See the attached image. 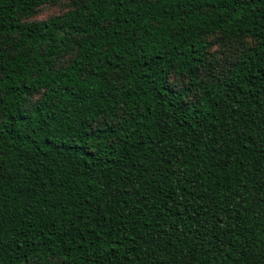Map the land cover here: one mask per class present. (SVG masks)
Segmentation results:
<instances>
[{"label": "trees", "instance_id": "1", "mask_svg": "<svg viewBox=\"0 0 264 264\" xmlns=\"http://www.w3.org/2000/svg\"><path fill=\"white\" fill-rule=\"evenodd\" d=\"M59 1L0 0V264H264V0Z\"/></svg>", "mask_w": 264, "mask_h": 264}, {"label": "rangeland", "instance_id": "2", "mask_svg": "<svg viewBox=\"0 0 264 264\" xmlns=\"http://www.w3.org/2000/svg\"><path fill=\"white\" fill-rule=\"evenodd\" d=\"M71 9V5L68 1L62 0L57 3H47L40 6L36 13L29 18V20H44L49 17L62 14L67 10ZM251 40L249 38H244L243 40H221L216 42L209 50L210 58L214 61V68L202 69L206 76L209 74L222 75L227 71L235 59L236 55L240 53L243 46L250 44ZM66 63V61H64Z\"/></svg>", "mask_w": 264, "mask_h": 264}]
</instances>
